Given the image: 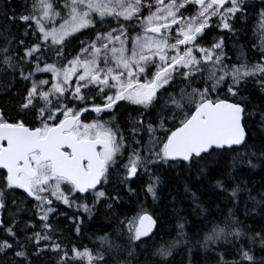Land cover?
<instances>
[{"label":"snow or ice","instance_id":"6c2138e0","mask_svg":"<svg viewBox=\"0 0 264 264\" xmlns=\"http://www.w3.org/2000/svg\"><path fill=\"white\" fill-rule=\"evenodd\" d=\"M256 172L264 0H0V264H264Z\"/></svg>","mask_w":264,"mask_h":264},{"label":"trees","instance_id":"16d2710c","mask_svg":"<svg viewBox=\"0 0 264 264\" xmlns=\"http://www.w3.org/2000/svg\"><path fill=\"white\" fill-rule=\"evenodd\" d=\"M254 39V37L252 38ZM252 182L254 187H259L261 182H264V175L256 172L252 175ZM192 190L195 191L200 189V193L202 194V198L207 203L209 199L212 197V193L201 188L200 181H192ZM168 192H171L176 197V207L177 209L182 210V212L186 215L187 220L189 221L187 228L189 230L194 229L196 225L201 222L200 218L196 214L195 205L191 202L190 198H186V193L184 192V182L180 179L176 173H172L167 177L166 180V188L165 195L162 198L160 205H158V215L161 218V223L163 225V229L165 232H172L173 228V209L170 206V198L168 196ZM100 223H105L104 221H100ZM191 234V231H190ZM165 239L175 238L174 235L171 237L165 236ZM88 243L87 240H85ZM193 261L198 262V264H203V253L197 252L193 250L190 257ZM174 264H188L189 256L186 255L185 249H178L177 253L174 255Z\"/></svg>","mask_w":264,"mask_h":264}]
</instances>
